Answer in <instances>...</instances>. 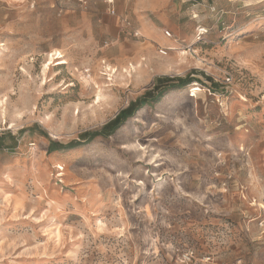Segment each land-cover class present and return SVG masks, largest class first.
Wrapping results in <instances>:
<instances>
[{
  "label": "rangeland",
  "instance_id": "rangeland-1",
  "mask_svg": "<svg viewBox=\"0 0 264 264\" xmlns=\"http://www.w3.org/2000/svg\"><path fill=\"white\" fill-rule=\"evenodd\" d=\"M263 198L264 0H0V264H264Z\"/></svg>",
  "mask_w": 264,
  "mask_h": 264
},
{
  "label": "trees",
  "instance_id": "trees-1",
  "mask_svg": "<svg viewBox=\"0 0 264 264\" xmlns=\"http://www.w3.org/2000/svg\"><path fill=\"white\" fill-rule=\"evenodd\" d=\"M171 81V85L169 84L168 87L171 88H182L186 84H188L191 79L188 77L185 78H177L176 80H173L172 78L168 77H159L157 78L156 84L153 87V90H158L160 87L166 82ZM176 81V82H174ZM163 94V90H160L157 92V95L153 97L152 100H147V96L151 95V91H147L144 94L143 98L136 99L132 102H130L126 107L120 109L117 114L110 120H108L106 123L102 125V127L99 130L94 131H86L81 134L82 138H93L97 135H103L108 136L114 133L120 126H122L126 120L133 115V113L141 106H143L146 103H151L153 101H158L159 98H161ZM78 145V141H70L67 144H62L58 142H51L49 143L48 150H59L63 148H72Z\"/></svg>",
  "mask_w": 264,
  "mask_h": 264
},
{
  "label": "built area",
  "instance_id": "built-area-1",
  "mask_svg": "<svg viewBox=\"0 0 264 264\" xmlns=\"http://www.w3.org/2000/svg\"><path fill=\"white\" fill-rule=\"evenodd\" d=\"M122 24H123V26H124L125 28H128V29L131 28V26H130V22L127 21V20H125V19L122 20ZM131 29H133V28H131ZM133 33H134V35H138L139 32H138L137 30H133ZM167 34L169 35V32H167ZM260 207H261V209H263V213H264V198L262 199V201H261V203H260ZM263 224H264V223H262L261 225H263ZM190 255H191V253H189V252H185V253L183 254V256H185L186 258H188ZM234 264H242V263H241L240 260H238V261L235 262Z\"/></svg>",
  "mask_w": 264,
  "mask_h": 264
},
{
  "label": "bare ground",
  "instance_id": "bare-ground-1",
  "mask_svg": "<svg viewBox=\"0 0 264 264\" xmlns=\"http://www.w3.org/2000/svg\"><path fill=\"white\" fill-rule=\"evenodd\" d=\"M56 54H57L56 58H61V57H62V55H61L60 52H57V51H56ZM56 58H55V59H56ZM57 60H58V59H57ZM60 63H61V62H60ZM45 67H46V66H45ZM45 67H44V68H45Z\"/></svg>",
  "mask_w": 264,
  "mask_h": 264
}]
</instances>
